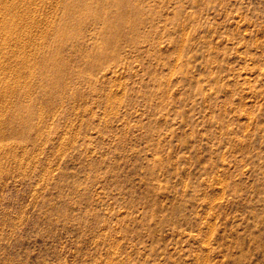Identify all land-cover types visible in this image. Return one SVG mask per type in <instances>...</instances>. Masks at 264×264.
Returning <instances> with one entry per match:
<instances>
[{
  "label": "rangeland",
  "instance_id": "374dc122",
  "mask_svg": "<svg viewBox=\"0 0 264 264\" xmlns=\"http://www.w3.org/2000/svg\"><path fill=\"white\" fill-rule=\"evenodd\" d=\"M7 1L0 264H264V0Z\"/></svg>",
  "mask_w": 264,
  "mask_h": 264
},
{
  "label": "bare ground",
  "instance_id": "6f19581e",
  "mask_svg": "<svg viewBox=\"0 0 264 264\" xmlns=\"http://www.w3.org/2000/svg\"><path fill=\"white\" fill-rule=\"evenodd\" d=\"M1 1H4V0H0V2H1ZM15 1H16V0H15ZM27 1H28V0H27ZM38 1H39V0H38ZM41 1H43V0H41ZM46 1H47V0H46ZM59 1H61V0H59ZM6 2H8V1L6 0ZM6 2H5V3H6ZM31 2H32V1H31ZM31 2H30V3H31ZM35 2H36V1H35ZM2 3H4V2H2ZM19 3H21V2H19ZM23 3H24V2H23ZM28 3H29V2H28ZM42 3H43V2H42ZM52 3H53V2H52ZM9 4H10V3H9ZM11 4H13V3H11ZM11 4H10V5H11ZM39 4H40V3H39ZM0 5H1V4H0ZM5 5H6V4H4V7L1 5V6H2L1 8L4 9V10L9 9L8 4H7L6 6H5ZM14 5H15V4H14ZM31 5H32V3H31ZM48 5H49V4H48ZM52 5H53V4H52ZM18 6H19V5H18ZM6 7H7V8H6ZM14 7H15V6H14ZM16 7H17V6H16ZM43 7H44V6H43ZM47 7H48V6H47ZM51 8H52V7H51ZM19 9H20V8H19ZM0 10H1V9H0ZM13 10H15V9H13ZM6 11H7V10H6ZM6 11H5V13H7ZM66 11H67V10H66ZM1 12H2V11H1ZM1 12H0V13H1ZM14 12H15V11H14ZM16 12H17V11H16ZM27 12H28V11H27ZM39 12H40V11H39ZM3 13H4V12H3ZM21 13H23V12H21ZM11 14H12V13H11ZM33 14H36V13L33 12ZM3 15H4V14H3ZM6 15H7V14H6ZM1 16H2V15H1ZM7 16H8V15H7ZM11 16H12V15H11ZM15 16H17V15H15ZM18 16H19V15H18ZM23 16H24V15H23ZM32 16H33V15H32ZM19 17H20V16H19ZM38 17H39V16H38ZM40 17H41V16H40ZM43 17H45V16H43ZM3 18H4V17H3ZM3 18H1V19H3ZM7 18H9V17H7ZM7 18H6V20H7ZM10 18H11V17H10ZM41 18H42V17H41ZM47 18H48V17H47ZM18 19H19V18H18ZM28 19H29V18H28ZM28 19H27V21H28ZM15 20H16V19H15ZM42 20H43V19H42ZM11 21H12V20H11ZM13 21H14V20H13ZM18 21H19V20H18ZM38 21H39V20H38ZM4 22H5V19L2 20V22H1V23H2V25H1L2 27H1V26H0V27L2 28V30H4V31H10L9 29H11V27L8 28L7 25H8V26H11V24H9V23L6 24V23H4ZM16 22H17V21H16ZM24 22H25V21H24ZM10 23H11V22H10ZM25 23H28V22H25ZM44 23H45V22H44ZM46 23H48V22H46ZM13 24H14V23H12V25H13ZM18 24H19V23H16V26H17ZM20 24H21V22H20ZM29 24H30V23H29ZM24 25H25V24H24ZM36 25H37V24H36ZM49 25H50V24H49ZM14 26H15V24H14ZM42 27H43V26L41 25V28H42ZM21 28H22V27H21ZM24 28H25V27H24ZM49 28H50V27H49ZM51 28H52V27H51ZM29 29H30V28H29ZM36 29H37V28H36ZM43 29H44V27H43ZM26 30H27V28H26ZM37 30H38V29H37ZM44 30H45V29H44ZM47 30H48V29H47ZM11 31H12V30H11ZM18 31H19V30H18ZM23 31H24V30H23ZM42 31H43V30H42ZM42 31H41V32H42ZM1 32H3V31H1ZM16 32H17V31H16ZM16 32L12 31V33H11V32H8V33H9V34H10V33L13 34V33H16ZM20 32H21V31H20ZM25 32H26V31H25ZM29 32H30V31H29ZM37 32H38V31H37ZM49 32H50V31H49ZM3 33H4V32H3ZM8 33H7V35H9ZM45 33H46V32H45ZM5 34H6V33H5ZM35 34H36V33H35ZM18 35H19V34H18ZM27 35H28V34H27ZM29 35H30V34H29ZM29 35H28V36H29ZM43 35H44V34H43ZM0 36H1V35H0ZM5 36H6V35H5ZM9 36H10V35H9ZM15 36H16V35H15ZM15 36H14V37H15ZM32 36H33V35H32ZM39 36H40V34H39ZM41 36H42V35H41ZM45 36H46V35H45ZM20 37H21V36H20ZM20 37H19V38H20ZM22 38H23V37H22ZM42 38H43V37H42ZM11 39H12V38H11ZM29 40H30V39H29ZM34 40H35V39H34ZM41 40H42V39H41ZM41 40H40V41H41ZM4 41H5V40H4ZM9 41H10V40H9ZM9 41H8V42H9ZM21 41H22V40H21ZM31 41H32V40H31ZM22 42H23V41H22ZM12 43H13V42H12ZM19 44H20V43H19ZM11 46H12V45H11ZM22 46H23V45H22ZM22 46H21V47H22ZM28 46H29V45H28ZM30 46H31V44H30ZM12 47H13V46H12ZM16 48H17V47H16ZM18 48H20V47H18ZM31 48H32V47H31ZM33 50H34V49H33ZM10 52H11V51H10ZM7 54H8V53H7ZM7 54H6V56H7ZM25 56H26V54H25ZM36 56H37V55H36ZM36 59H37V58H36ZM17 60H18V59H17ZM28 60H29V59H28ZM38 60H39V59H38ZM33 61H34V60H33ZM19 62H20V64H21V61H19ZM17 65H18V64H17ZM17 65H16V66H17ZM18 66H20V65H18ZM13 67H14V66H13ZM18 68H19V67H18ZM20 68H21V67H20ZM16 70H17V68H16ZM13 71H14V70H13ZM22 71H23V70H22ZM3 72H4V71H3ZM3 75H4V74H3ZM18 78H19V77H18ZM11 81H12V80H11ZM6 82H7V81H6ZM6 86H7V85H6ZM7 87H8V86H7ZM7 90H9V89H7ZM1 93H2V91H1ZM1 96H2V95H1ZM1 96H0V97H1ZM4 96H5V94H4ZM6 96H7V95H6ZM9 96H10V94H9ZM1 99H2V98H1ZM4 100H6V99L4 98ZM4 103H5V102H4Z\"/></svg>",
  "mask_w": 264,
  "mask_h": 264
}]
</instances>
